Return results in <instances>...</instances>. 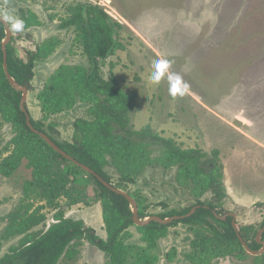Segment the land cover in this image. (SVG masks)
Segmentation results:
<instances>
[{"label":"rangeland","instance_id":"1","mask_svg":"<svg viewBox=\"0 0 264 264\" xmlns=\"http://www.w3.org/2000/svg\"><path fill=\"white\" fill-rule=\"evenodd\" d=\"M79 2L99 4L120 24L116 37L121 47L101 63L100 71L106 77L113 63L117 86L135 92L130 126L139 130L149 125L181 148H200L206 157L217 150L226 190L221 211L234 214L238 231L247 228L250 236H256L264 221V0H0V14L19 29L13 33L11 28L15 55L25 61L28 51H38L27 89L28 111L35 120L54 124L51 134L59 142L72 140L75 119L92 118L83 102L43 117L37 99L60 65H89L73 27L59 25L68 8ZM21 10L39 23L24 27ZM12 135L11 125L2 122L0 159L8 153L5 146ZM111 172L112 182H117L118 173ZM31 175L26 159L11 175L0 174V233L4 217L18 206L23 184ZM80 179L87 182L88 177L80 175ZM125 191L142 196L144 219L192 209L198 200L213 201L209 191L198 196L179 185L175 167L148 166L127 183ZM85 193L84 202L66 205L61 199L63 215L105 238L101 204L90 182ZM33 201L30 211L45 203ZM60 207L41 208L44 221L35 228L45 229L55 222ZM194 236V227L177 223L152 243L136 225L122 239L142 249L151 264H203L188 256ZM19 238L15 235L2 242L0 259ZM74 247V257H61L57 264H108L106 253L87 240ZM138 254L140 250L135 257ZM256 256L213 257L208 264H263ZM133 259L128 255L127 260Z\"/></svg>","mask_w":264,"mask_h":264},{"label":"trees","instance_id":"2","mask_svg":"<svg viewBox=\"0 0 264 264\" xmlns=\"http://www.w3.org/2000/svg\"><path fill=\"white\" fill-rule=\"evenodd\" d=\"M21 12L24 27L39 23L36 18L31 19L28 12ZM9 25L13 33L19 30ZM59 25L73 27L76 41L89 65H60L37 94L40 109L43 117H50L83 102L88 105L92 118L75 119L72 140L59 142L51 134L55 131L54 124H45L42 118L35 120L25 103L32 126L116 188L125 190L127 183L134 182L144 168L160 166L175 167L177 183L190 188L193 194L200 196L207 191L213 194V201L204 203L198 200L200 207L189 216L168 223L150 221L136 225L144 239L152 243L155 236L165 234L168 227L183 223L194 227L193 250L188 256L197 263L208 264L213 257L247 254L232 226V217L228 215L219 219L213 213L226 214L220 208L226 190L221 181V167L217 164L218 151L213 150L214 156L206 157V152L200 148H181L170 138L153 131L149 125L139 130L130 126L128 114L134 105L135 92H124L117 86L111 71L113 63H110L106 77L100 71L101 63L121 47L116 37L119 22L112 20L99 4L79 2L68 8V14L60 18ZM5 37V27L0 21V125L9 123L13 130L5 146L9 151L0 159V174L11 175L22 159H26L32 175L23 184V197L18 206L4 217L6 223L0 233V247L4 240L15 235L20 238L9 247L0 264H57L61 257L72 259L76 254L74 246L84 239L106 253L108 264H151L152 259L142 249L122 239L128 234L129 227L135 225L132 206L127 198L108 189L93 174L53 150L26 124V115L19 106L22 93L11 86L3 71L2 41ZM13 40L12 34L5 45L8 72L16 83L29 89L38 51H28L24 61L15 55ZM112 170L118 173L114 183ZM80 175L87 176V182H83ZM89 182L95 200L101 204L105 238L99 237L93 228L81 221L65 218L60 207L61 199L66 200V205L84 202ZM128 194L137 203L139 219H144L147 215L143 212L142 196L136 192ZM33 200H44L45 203L30 211ZM44 206L60 207L55 213L57 220L45 229L35 228L44 221V215L39 212ZM190 210V207L180 211L169 210L158 216L185 215ZM238 233L251 249L262 247L255 234L253 237L249 235L250 229H240ZM261 240H264V231ZM138 250L140 254L135 257ZM128 255L134 259L127 260ZM255 258L264 264V252Z\"/></svg>","mask_w":264,"mask_h":264},{"label":"water","instance_id":"3","mask_svg":"<svg viewBox=\"0 0 264 264\" xmlns=\"http://www.w3.org/2000/svg\"><path fill=\"white\" fill-rule=\"evenodd\" d=\"M0 21L3 23L4 27H5V31H6V37L4 38V40L2 41V51H3V71L5 74L6 79L8 80V82L11 84L12 87H14L16 90H19L22 95H21V99H20V109L22 112L25 113L26 115V124L28 125V127L35 132L36 134H38L53 150H55L56 152H58L59 154H61L64 158H66L67 160L71 161L72 163L78 165L80 168H82L85 172L89 173V174H93L104 186H106L108 189L123 195L125 198H127V200L130 202L131 206H132V220L134 222L135 225L137 226H141V225H145L147 223H149L150 221H158L160 223H168L173 219H180L182 217L185 216H189L192 213L195 212V210L197 208L200 207V205H196L194 206L188 213H186L185 215H175L172 217H167V218H160L158 216H151L148 217L146 219H139L138 217V206L137 203L135 201V199L128 194V192H126L123 189L120 188H116L114 185H112L111 183L105 181L101 176H99L93 169H91L90 167L86 166L85 164L77 161L76 159H74L72 156H70L68 153H66L64 150H62L60 147H58L53 140L44 132L39 131L38 129H35L30 121V115L29 112L27 111V108L25 107V103H26V99H27V86L26 85H19L18 83H16L13 78L10 76L9 72H8V68H7V63H6V49H5V45L6 43L9 42L12 33L11 27L8 24V22L3 18V16L0 14ZM113 38L115 39V34L113 36ZM214 216L216 218L219 219H225L228 215L232 217V226L233 228L236 230L237 232V236L238 239L241 242V245L243 246L244 250L251 254V255H260L264 252V240H261V235L264 231V221H263V225L261 226V228L258 230V233L256 234V241L262 245V247L259 250H253L251 249L247 243L243 240V238L241 237V235L238 233V230L236 228V223H235V216L233 213H227L223 216H220L217 214L216 211H213Z\"/></svg>","mask_w":264,"mask_h":264},{"label":"flooded vegetation","instance_id":"4","mask_svg":"<svg viewBox=\"0 0 264 264\" xmlns=\"http://www.w3.org/2000/svg\"><path fill=\"white\" fill-rule=\"evenodd\" d=\"M87 3V2H86Z\"/></svg>","mask_w":264,"mask_h":264}]
</instances>
